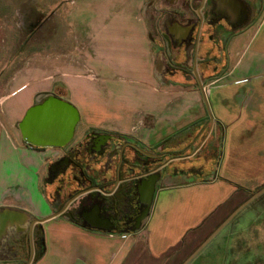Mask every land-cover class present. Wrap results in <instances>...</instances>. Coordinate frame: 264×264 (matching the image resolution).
Returning <instances> with one entry per match:
<instances>
[{
	"label": "crops",
	"instance_id": "0c3cea01",
	"mask_svg": "<svg viewBox=\"0 0 264 264\" xmlns=\"http://www.w3.org/2000/svg\"><path fill=\"white\" fill-rule=\"evenodd\" d=\"M49 1L51 10L59 5L62 30L58 35L55 25L46 32L44 18L37 43L15 41L13 30L21 25L4 19L21 5L0 6V168L13 160L29 165L32 156L48 154L37 168L44 204L15 196L0 200V226L10 225L0 235V264L18 263L19 248L9 247L22 244L30 220L46 216L33 224L44 251L30 264H180L264 186V0H214L215 11L223 13L218 28L228 34L223 47L206 31L205 0H185L187 6L181 0ZM22 8L27 17L44 13L35 5ZM179 13L199 19L191 43L183 41L191 29ZM47 94L70 102L86 128L155 146L158 184L140 228L106 230L51 213L41 186L56 149L25 142L18 127L27 108ZM17 143L29 155H20ZM1 177L7 186L20 185ZM253 199L186 264L211 260L212 252L199 253L228 223H239L237 214ZM250 224L222 235V247L216 245L222 264H244L239 255L232 257V238L241 239Z\"/></svg>",
	"mask_w": 264,
	"mask_h": 264
},
{
	"label": "flooded vegetation",
	"instance_id": "af4514ba",
	"mask_svg": "<svg viewBox=\"0 0 264 264\" xmlns=\"http://www.w3.org/2000/svg\"><path fill=\"white\" fill-rule=\"evenodd\" d=\"M184 1L181 6H187ZM205 9L207 23L217 29L223 13L215 11L214 0H205ZM238 12L240 21L243 14ZM177 17L189 25L183 41L191 43L198 17ZM74 133L66 144L54 147L55 157L45 164L43 182L52 186L46 196L51 213L60 211L71 220L106 230L142 226L158 184L155 146L103 128H85L76 139Z\"/></svg>",
	"mask_w": 264,
	"mask_h": 264
},
{
	"label": "rangeland",
	"instance_id": "374dc122",
	"mask_svg": "<svg viewBox=\"0 0 264 264\" xmlns=\"http://www.w3.org/2000/svg\"><path fill=\"white\" fill-rule=\"evenodd\" d=\"M51 3L54 4L53 1L51 2L49 0H42V2L40 3H38L35 0L34 1L29 0L28 2L21 3L19 0L18 2H14L13 4V2H10L8 0H4V1L0 0V6H3L4 10H6V4H7V7H9V5H14L17 7L21 5L20 8H17V13L15 14L14 17L13 16L4 17V19L7 21L8 24L13 23V19H14L15 23L18 22L21 25L20 27L21 32L16 29L13 30V39L15 41L24 40L25 42H28V41L31 43L36 42L37 37L39 35V31H40L39 30V25L41 24L40 21L43 20L44 18H46L45 20V23L47 26L46 32L49 30L53 31V27L56 25V31H57V34L59 35V33L62 30L61 16L59 15V10H57L59 5L56 4L55 8L51 10V8L53 7V4ZM27 5H33V6L35 5L37 7H40L44 10V13L41 14L35 11H32V12L30 11L27 17L25 15L27 13V8L26 9L22 8L23 6H27ZM24 9L25 11H23ZM21 11L23 12V14ZM0 12H1V9H0ZM4 13L6 14V11ZM221 28H224V27L222 26ZM221 28L216 29L213 26H206V31L210 32L211 37H212V42H215V41L217 42L220 38V41L223 47L226 41L225 39L227 38L228 34H226L225 32H222L223 30ZM52 36L53 34H51V37ZM30 51L32 53V48L30 49ZM207 59H209V57H207ZM85 128L86 127L83 125V123L78 121V123L75 126V131H74L75 139ZM216 138H217V142H216L217 150L216 151H218L220 147V143H221L220 142L221 135L218 134ZM17 147H19L18 152L20 155H23V156L29 155V152H30L29 150L25 149L27 151L26 152L23 149L24 147L21 146L20 144H18ZM6 154L10 155L11 154L10 150L6 151ZM13 154L15 156L18 153L13 152ZM23 156H21V159ZM47 156H48L47 153L45 154L42 153L40 155L38 154L34 155L32 156L34 161L31 162V164L29 165L23 164L21 166L17 160H13L12 162L5 163L3 167L0 168V200H2L3 197L15 196L16 198H18V200L23 199L24 202H27V203H33L34 201H36L39 204L40 203L44 204V198L40 194V190L37 185V168L39 167L38 163ZM43 172H44V169L42 168V170H40V178ZM2 175L4 176V178H6V180H8L9 183L14 182V184H16L17 182H20V185L19 186L5 185L1 181V179L3 178L1 177ZM180 177L182 180L189 179L185 176H180ZM169 179L172 180L176 178H169ZM47 187L48 186L45 185L44 182H42L41 188L44 190L45 195L48 197V192L51 191L52 189L48 190ZM7 199L9 200L10 198H7ZM250 204L251 205L249 207L247 206V208L242 209L237 214L236 218L240 220L239 223L237 224L228 223L210 241V243H208V245L204 247L201 253H199L201 255L204 252L213 253L211 260L208 259L207 261L206 260L202 261V264H220V263L222 264V262L225 260L223 259L222 248L220 249V251H217L218 247L220 245L222 247L223 245L222 235L225 234L227 231L232 230L233 228L242 229L247 222H251V224L248 226V228L244 232H240V233H243V237H240L241 239H237V236L235 235L232 238V248H231L232 257L235 258L234 257L235 255L237 256L239 255L238 261L243 262L244 264H264V193L260 194L255 199H253V202ZM121 228L128 229V228H131V226L126 227V226L118 225L115 227V230H120ZM39 234H40V229H39V226H37L36 228L37 238L39 237ZM20 237H21L22 244L21 242L18 243V241H16L18 245L15 244L14 247L13 245L9 247V249L12 252H14L15 250L19 248V250L16 251L17 254L19 255V259H18L19 261L16 264H24L27 258L28 249H29L27 230L24 229ZM229 251L230 249L229 250L227 249V252H226L227 254L225 255H229ZM244 252H246V254L243 256L244 258H241V261H240V255H242Z\"/></svg>",
	"mask_w": 264,
	"mask_h": 264
},
{
	"label": "water",
	"instance_id": "95a60500",
	"mask_svg": "<svg viewBox=\"0 0 264 264\" xmlns=\"http://www.w3.org/2000/svg\"><path fill=\"white\" fill-rule=\"evenodd\" d=\"M78 119L77 109L70 102L52 94H47L42 100L35 102L27 108L21 120L18 122V127L23 140L31 145L39 147H60L71 139ZM263 191L264 186L251 194L216 226L180 264H186L240 208ZM47 217L49 216L41 219H32L28 222L29 249L24 264H30L33 259V224ZM21 222L23 223L24 221L22 220ZM9 226L8 224L0 226V235H6ZM135 227L138 228L139 224L137 223Z\"/></svg>",
	"mask_w": 264,
	"mask_h": 264
},
{
	"label": "trees",
	"instance_id": "16d2710c",
	"mask_svg": "<svg viewBox=\"0 0 264 264\" xmlns=\"http://www.w3.org/2000/svg\"><path fill=\"white\" fill-rule=\"evenodd\" d=\"M131 229V228H129ZM33 245H34V254L33 260L37 259L44 251V242H43V235L40 230L39 237L37 238L36 235V227L33 229Z\"/></svg>",
	"mask_w": 264,
	"mask_h": 264
}]
</instances>
